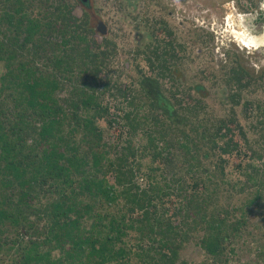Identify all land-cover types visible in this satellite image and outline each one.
Segmentation results:
<instances>
[{
	"label": "rangeland",
	"instance_id": "obj_1",
	"mask_svg": "<svg viewBox=\"0 0 264 264\" xmlns=\"http://www.w3.org/2000/svg\"><path fill=\"white\" fill-rule=\"evenodd\" d=\"M21 1L25 3L24 9L36 16L38 24L30 28L18 20H2L5 29L0 32V42L13 49L0 50V116L9 121L12 144H24L25 152H32L37 163L43 161L47 146L46 140H34L39 137L36 129L44 117L40 114L42 108L28 102V91L22 84L30 76L25 67L35 71L32 79L38 78L44 90L57 99V103L47 99L58 110L61 120V125L52 131L58 134V139L53 141L60 145L63 140L72 139L79 144L81 154L90 156L88 135L103 128L105 139L112 140L111 133L118 132L116 128H109L106 115L101 114V109L98 111L99 106H84L82 102L94 94L101 101L102 111L108 105L110 115L116 117L114 105L124 102L116 94L117 87L132 88L136 92L142 88L139 85L142 75L150 73L146 57L158 44L154 33L164 37L158 30L165 21L174 33L165 39L173 41L179 54L170 64L172 77L162 79V86L151 96L162 109L176 114L181 110L175 104L174 92L178 93L176 97L184 93L200 97L203 119L237 117L257 151L256 161L264 167V106L255 107L257 103L264 105V46L244 47L236 41L226 21L229 3L253 17L258 6L264 7V0ZM101 21L106 25V33L98 27ZM247 23L253 33H264V22ZM9 25L11 28L7 30ZM237 66L241 74L233 71ZM9 67L14 69L13 76H9ZM96 67L100 69L97 75L93 71ZM238 75L244 76V87L239 90L241 104L235 105L229 93ZM139 94L145 95V91ZM189 100L193 101L191 96ZM245 102H249L248 106ZM130 110L120 108L117 114L124 137L133 120L132 116L125 115ZM77 114L85 115L91 126L85 123L75 126ZM29 125L30 129L24 132L27 140L15 134L19 128ZM140 139L142 134L135 138L137 143ZM17 153L21 157L19 150ZM177 161L182 160L178 157ZM144 162L147 165L148 161ZM73 166L70 163L72 169ZM165 176L170 178L171 175ZM4 177L0 174L1 206L16 217L0 218V264H20L24 257V247H20L28 246V240L42 239V249L48 248L45 237L49 233L50 218H47L46 207L57 199L58 190L52 182L44 184V178L39 177L40 186L33 184L35 188L31 190L27 187L30 195L26 198L20 193L19 185L6 184ZM256 188L257 184L252 191ZM229 201L228 204L241 207L229 213L230 217L239 219L240 224L234 234L226 238L223 254L215 256L204 247L199 238L204 233L200 225L190 230L186 238L176 231L167 233L163 226L151 232L136 227L125 237L126 243L135 245V251L139 240L147 243L150 238L156 239L152 243L156 248L160 240H167L178 263L187 260L189 264H264V185L259 197L244 191L236 193ZM118 202L123 206L126 196H119ZM98 207L109 208L107 203H98ZM88 222L87 218L86 225L90 226ZM59 253L60 249L54 250V254ZM131 263L143 264L136 255Z\"/></svg>",
	"mask_w": 264,
	"mask_h": 264
},
{
	"label": "trees",
	"instance_id": "obj_2",
	"mask_svg": "<svg viewBox=\"0 0 264 264\" xmlns=\"http://www.w3.org/2000/svg\"><path fill=\"white\" fill-rule=\"evenodd\" d=\"M24 5L21 0H0V32L5 29L3 19L18 20L30 28L38 24L36 16L24 9ZM10 28V25L6 27ZM158 32H163L164 37L154 33L158 44L146 57L150 73L142 75L139 82L142 88L136 92L117 87L116 94L124 102L114 105L116 117L110 115L108 105L102 111L101 101L94 94L82 102L84 106H99L98 111L101 109V114L106 115L109 128L118 132L111 133L112 140L105 139L103 128L88 135L90 156L81 154L79 144L72 139L63 140L60 145L53 141L58 139V134L52 131L61 125V120L58 110L47 99L55 103L57 99L44 90L38 78L32 79L35 71L25 67L30 76L22 84L28 91V102L42 108L40 114L44 117L36 129L39 137L34 140H46L47 146L43 161L37 163L32 152H25L24 144H12L9 121L0 116V174L5 176L6 184L19 185L20 193L26 198L30 195L27 187L31 190L36 184L40 186L37 180L43 177L44 184L52 182L58 197L46 207L50 218L45 237L48 248L42 249V239L28 240V246L20 247H24L20 264H132L135 255L143 264H189L187 260L178 263L167 240H160L159 248L152 244L156 239L149 237L147 243L139 240L135 251V245L126 243L125 237L136 227L151 232L159 226L167 233L176 231L185 238L190 230L203 226L204 233L199 238L217 256L224 253L226 238L240 224L229 213L241 207L228 204L229 199L244 191L256 197L263 193L264 167L256 161L257 151L237 117L203 119L200 97L186 93L176 97L178 93L174 92L175 104L181 110L176 114L162 109L151 96L162 86V79L172 77L170 64L179 54L173 41L165 39L174 34L165 21ZM1 49L13 48L0 42ZM8 69L9 76H13L14 69ZM99 70L93 69L95 75ZM239 70L238 66L233 68L241 74ZM243 77L238 75L231 85L229 96L235 105L241 104L239 90L244 87ZM141 90L145 95L139 94ZM190 96L193 101L189 100ZM263 106L255 104L256 109ZM120 108L123 111L131 108L125 115L133 117L125 137L117 118ZM84 123L91 126L85 115L77 114L75 126ZM29 129L30 125L19 128L15 134L26 139L24 132ZM139 134L142 139L137 143L135 138ZM178 157L182 161L175 162ZM236 158L240 159L232 160ZM144 160L148 161L147 165ZM165 174L171 175L170 178ZM255 184L258 188L252 191ZM119 196H126L123 206H119ZM98 203H107L109 208H96ZM1 205L2 202L1 219L16 217ZM87 218L90 226L86 225ZM55 249H60L59 255L54 254Z\"/></svg>",
	"mask_w": 264,
	"mask_h": 264
},
{
	"label": "bare ground",
	"instance_id": "obj_3",
	"mask_svg": "<svg viewBox=\"0 0 264 264\" xmlns=\"http://www.w3.org/2000/svg\"><path fill=\"white\" fill-rule=\"evenodd\" d=\"M236 20L239 21V25H237L239 28L236 27ZM228 26L231 28L230 32L236 37V40L240 41L244 47L258 48L264 45V33H253L244 18L240 20L236 17H229Z\"/></svg>",
	"mask_w": 264,
	"mask_h": 264
},
{
	"label": "flooded vegetation",
	"instance_id": "obj_4",
	"mask_svg": "<svg viewBox=\"0 0 264 264\" xmlns=\"http://www.w3.org/2000/svg\"><path fill=\"white\" fill-rule=\"evenodd\" d=\"M228 5H229V12H228L227 17H226L227 24H228V18L229 17H236V19L239 18L240 20H241V18H244L246 22L247 21L248 22L250 21V23H251L252 20H254V22H256V23L264 22L263 21L264 20V7H262V6L261 7L258 6L256 8V12L257 13L255 15H253V17H252V16H250L248 13H246L244 11H241V10L239 11V9L234 4L229 3ZM235 24H236V27L239 28L237 26V25H239V21L238 20H236V23ZM237 42H239V41H237ZM262 46H264V45H262Z\"/></svg>",
	"mask_w": 264,
	"mask_h": 264
},
{
	"label": "water",
	"instance_id": "obj_5",
	"mask_svg": "<svg viewBox=\"0 0 264 264\" xmlns=\"http://www.w3.org/2000/svg\"><path fill=\"white\" fill-rule=\"evenodd\" d=\"M82 1L87 2L88 0H82ZM98 27H99V29H100V31L102 33H106L107 32V28H106V25L104 24V22L101 21L99 23Z\"/></svg>",
	"mask_w": 264,
	"mask_h": 264
}]
</instances>
